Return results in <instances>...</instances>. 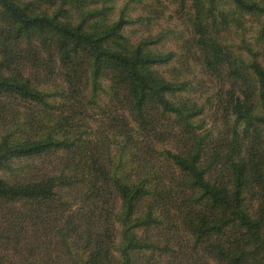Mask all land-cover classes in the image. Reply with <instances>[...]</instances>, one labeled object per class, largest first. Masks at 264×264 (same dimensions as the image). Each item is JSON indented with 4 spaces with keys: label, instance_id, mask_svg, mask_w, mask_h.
<instances>
[{
    "label": "trees",
    "instance_id": "obj_1",
    "mask_svg": "<svg viewBox=\"0 0 264 264\" xmlns=\"http://www.w3.org/2000/svg\"><path fill=\"white\" fill-rule=\"evenodd\" d=\"M0 264H264V0H0Z\"/></svg>",
    "mask_w": 264,
    "mask_h": 264
},
{
    "label": "rangeland",
    "instance_id": "obj_2",
    "mask_svg": "<svg viewBox=\"0 0 264 264\" xmlns=\"http://www.w3.org/2000/svg\"><path fill=\"white\" fill-rule=\"evenodd\" d=\"M179 29L180 25L178 24L175 17L171 14V11L168 10L158 21L152 24L135 23L131 28H126V33L131 37L133 41H136L140 37L147 36L148 33L155 34L163 30ZM158 47L165 50L174 49V42L171 38V34L165 36L162 43H160Z\"/></svg>",
    "mask_w": 264,
    "mask_h": 264
}]
</instances>
